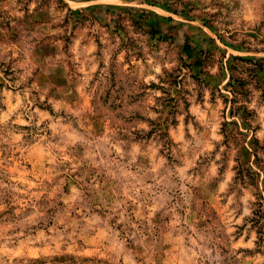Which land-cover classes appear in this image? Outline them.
Here are the masks:
<instances>
[{
  "label": "rangeland",
  "instance_id": "1",
  "mask_svg": "<svg viewBox=\"0 0 264 264\" xmlns=\"http://www.w3.org/2000/svg\"><path fill=\"white\" fill-rule=\"evenodd\" d=\"M253 137L264 0H0V264H264Z\"/></svg>",
  "mask_w": 264,
  "mask_h": 264
},
{
  "label": "trees",
  "instance_id": "2",
  "mask_svg": "<svg viewBox=\"0 0 264 264\" xmlns=\"http://www.w3.org/2000/svg\"><path fill=\"white\" fill-rule=\"evenodd\" d=\"M191 49L190 44L185 43L183 45V51L188 52ZM195 66H200V63L198 61L194 62ZM249 116V113L245 114V118ZM239 133V132H238ZM253 150L251 153L255 156L256 160L261 163V166H264V158L260 157L258 155V152H261L264 154V144L259 143L258 139L256 137H253ZM237 176L240 177V179L243 180V182H246L245 176L248 177V180H253V177L250 175V172L248 170H244V168L239 167L237 170ZM248 182V181H247ZM258 200L255 202L256 209L254 211V217L251 218L252 223L254 226H256V232L258 234V242H263V235H264V199L262 195L258 192Z\"/></svg>",
  "mask_w": 264,
  "mask_h": 264
}]
</instances>
